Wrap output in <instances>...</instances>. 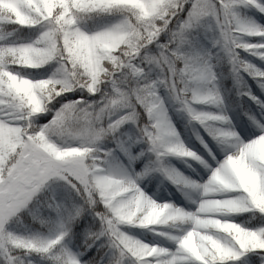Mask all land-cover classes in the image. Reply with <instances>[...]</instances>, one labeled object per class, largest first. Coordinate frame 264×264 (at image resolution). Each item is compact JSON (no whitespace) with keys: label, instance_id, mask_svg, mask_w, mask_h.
Here are the masks:
<instances>
[{"label":"snow or ice","instance_id":"1","mask_svg":"<svg viewBox=\"0 0 264 264\" xmlns=\"http://www.w3.org/2000/svg\"><path fill=\"white\" fill-rule=\"evenodd\" d=\"M249 9L264 0H0V264H264V114L237 131L211 62L264 113ZM153 173L191 207L148 195Z\"/></svg>","mask_w":264,"mask_h":264},{"label":"trees","instance_id":"2","mask_svg":"<svg viewBox=\"0 0 264 264\" xmlns=\"http://www.w3.org/2000/svg\"><path fill=\"white\" fill-rule=\"evenodd\" d=\"M195 48L197 51H200L201 53L207 52L209 50H211V52L213 53L215 52V49H210V45L208 44V42L203 41V40L197 43L195 45ZM241 55L247 58L248 60H250L252 63L256 64L257 67L264 69V64L259 62L255 58L249 57L242 53ZM211 62L214 65V71L216 72V75H217V86L222 95L223 102L226 105L230 106L232 109H234L239 122L241 123L247 122V118L244 115L245 112H248L254 117H256V114L258 112H262L261 110L258 109V106L254 104L250 99H248L247 97H240L237 95L236 83L234 79L232 78L230 74L229 66L226 64L225 61L217 60L215 57H213ZM28 71L30 72L38 71L41 74H44V75L47 74L46 69L28 70ZM243 79L247 82L248 87L251 89L252 94L259 97L260 100L264 101V92H261V90L257 87L256 83L251 78L247 77L246 75L243 77ZM89 99H94V98L89 97ZM206 110L216 112L219 109H217L215 106H208ZM174 124H175V127L178 133L180 134L182 140H184L186 145H188L189 147H194V148L198 147V145L193 141L190 135V132L188 130L187 119L184 118L182 120H175ZM205 138L207 139V137ZM108 146L111 147L110 144ZM134 167L136 171H140L143 168V161L137 162L134 165ZM164 180L165 178L161 176L160 174L153 173V174H150L149 177L146 178L145 180H142L141 184L147 194L152 195L153 198L159 199L160 197L164 196L167 190L166 186L164 185L165 184ZM172 194L174 196L173 192ZM81 223H83V221ZM132 232L141 237L139 232H135V231H132Z\"/></svg>","mask_w":264,"mask_h":264},{"label":"rangeland","instance_id":"3","mask_svg":"<svg viewBox=\"0 0 264 264\" xmlns=\"http://www.w3.org/2000/svg\"><path fill=\"white\" fill-rule=\"evenodd\" d=\"M245 15H246L247 17H251V18H253V19L256 20V22L259 23V24H264V23H263V22H264V16H261V15H260L258 12H256L254 9H249V10H247L246 13H245ZM242 54L247 55V54H245V53H242ZM256 60H257V59H256ZM258 61H259V60H258ZM259 62H261V61H259ZM261 63L264 64V62H261ZM226 64H227V63H226ZM227 65H228V64H227ZM217 87H218V86H217ZM218 90H219V89H218ZM162 94H163V93H162ZM223 110H224V111L227 113V115L231 118L232 124H233L234 126H236V130L239 131V130H240V126H241V124L238 123L237 120H236V115H235V111H234V109H232L230 106L226 105V104L223 102ZM169 114H170V116H171V119H172L173 124H174V121H175V120H182V119L185 118L184 114H182V113H177V112L173 111V109H172L171 107L169 108ZM262 114H264V113H259V114L257 115V119H258V120L260 119V117H261ZM174 125H175V124H174ZM188 128H189V131H190V135H191V137L193 138L194 141H195V138H194V136H193V134H192L194 129H195L196 131L200 132L201 135H203L202 132H201V130L197 127L196 124H192V125H189V124H188ZM195 142H196V141H195ZM196 144H197V142H196ZM198 146H199V145H198ZM193 148H194V147H193ZM194 150H195V148H194ZM170 162H171V164L174 165L176 168H178V169H180L181 171L185 172V174H189V173H188V170L184 168L183 163H181L179 160L171 159ZM194 167H197V165L194 164ZM148 177H149V175L146 176L145 178H143L142 180H145V179L148 178ZM142 180H141V182H142ZM164 185H165L166 188H167V190H166L167 193H165L164 197H160L159 199H157L158 201L170 200V201H172V202H174V203H177V204H179V205H181V206H184V207H191V205L188 204V202L185 200L184 196H183L180 192H178V191L176 190V188L173 187V185H171L167 180H165V184H164ZM140 186L143 188V186H142L141 183H140ZM168 187H169L171 190H173V191L175 192L176 196H173V195L170 193ZM143 190H144V188H143ZM144 191H145V190H144ZM145 192H146V191H145ZM148 195H149V194H148ZM154 199H156V198H154ZM131 230H132V231H135V232H139L140 235H141V238H142V239H150V238H151V234H150V233H146V232H143V233H142L141 230H139V229H131Z\"/></svg>","mask_w":264,"mask_h":264},{"label":"clouds","instance_id":"4","mask_svg":"<svg viewBox=\"0 0 264 264\" xmlns=\"http://www.w3.org/2000/svg\"><path fill=\"white\" fill-rule=\"evenodd\" d=\"M53 87H55V85H54ZM173 107H175V105H173ZM219 107L223 108V103L220 104ZM177 113H179V111H177ZM143 178H145V177H143ZM143 178H142V179H143Z\"/></svg>","mask_w":264,"mask_h":264}]
</instances>
